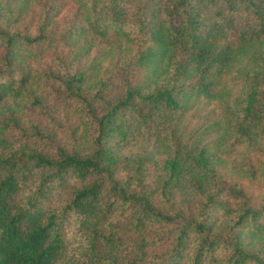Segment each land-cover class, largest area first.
Returning <instances> with one entry per match:
<instances>
[{
	"label": "trees",
	"instance_id": "16d2710c",
	"mask_svg": "<svg viewBox=\"0 0 264 264\" xmlns=\"http://www.w3.org/2000/svg\"><path fill=\"white\" fill-rule=\"evenodd\" d=\"M69 1L0 0V264H264V0Z\"/></svg>",
	"mask_w": 264,
	"mask_h": 264
},
{
	"label": "rangeland",
	"instance_id": "374dc122",
	"mask_svg": "<svg viewBox=\"0 0 264 264\" xmlns=\"http://www.w3.org/2000/svg\"><path fill=\"white\" fill-rule=\"evenodd\" d=\"M64 6L60 12V14L57 16L56 20H58L59 24L67 21V18H70L71 12L75 9V5L70 2L69 0H62ZM22 27V25H20ZM136 44V43H135ZM103 45V44H101ZM97 47H101L98 44ZM135 46V45H134ZM136 47V46H135ZM134 48V47H133ZM66 53V49L58 48V49H49L46 50L42 57H40L37 61L32 62L33 65V74L36 75L37 72H51L60 74L62 71L64 72L65 69L63 68H57L56 66L59 65L57 60H59L61 55H64ZM91 53L94 55L96 53L95 48L91 51ZM100 60V61H99ZM96 66V73H94V78L98 76H111L112 82L108 84L106 88H104L103 96L105 97H114L117 96L121 90L122 87L125 86V84L132 83L137 74L135 72L134 67L131 64L128 63H116V61L110 60V58H104L101 56L100 58L96 59V61H93ZM37 69V71H36ZM140 74H138V77ZM91 84V81L89 82ZM95 90V88H94ZM38 93L40 94V99L42 100V104L46 105L44 109H41L40 107L36 106L35 101L33 100L36 96H38ZM38 93H29L19 104V107L15 108L13 116L17 118H21L22 121L27 122V124L35 123V122H44L45 115H47V112L51 109H55V107L58 106V103L60 102V99L58 96L54 94V92H38ZM54 111V110H53ZM59 113H57L58 116ZM192 119V122H194V119ZM125 151H128V154H133L135 152L134 145L130 146ZM227 180H234L238 183H241L244 185L246 192L252 194L254 192L259 193L260 191H264V183L255 181L250 182L248 180H243L238 175L231 171L227 170V175L225 177Z\"/></svg>",
	"mask_w": 264,
	"mask_h": 264
}]
</instances>
